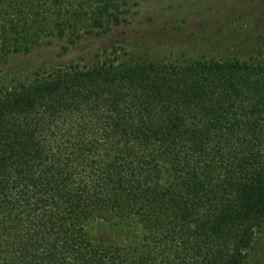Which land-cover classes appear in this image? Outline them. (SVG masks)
I'll return each instance as SVG.
<instances>
[{"label": "trees", "instance_id": "obj_1", "mask_svg": "<svg viewBox=\"0 0 264 264\" xmlns=\"http://www.w3.org/2000/svg\"><path fill=\"white\" fill-rule=\"evenodd\" d=\"M118 11L0 0V61ZM97 221L115 238L95 241ZM263 221L264 61L111 48L0 84V264H245Z\"/></svg>", "mask_w": 264, "mask_h": 264}, {"label": "rangeland", "instance_id": "obj_2", "mask_svg": "<svg viewBox=\"0 0 264 264\" xmlns=\"http://www.w3.org/2000/svg\"><path fill=\"white\" fill-rule=\"evenodd\" d=\"M119 24L98 34L47 37L27 53L0 61V84L67 64L91 65L116 48L121 58L264 61V0H118ZM97 242L115 238L105 222L90 224ZM245 264H264V221Z\"/></svg>", "mask_w": 264, "mask_h": 264}]
</instances>
